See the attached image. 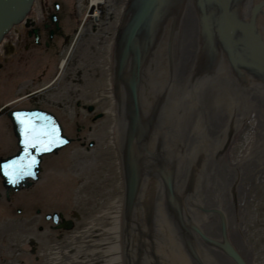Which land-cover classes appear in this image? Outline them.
<instances>
[{"label": "water", "instance_id": "95a60500", "mask_svg": "<svg viewBox=\"0 0 264 264\" xmlns=\"http://www.w3.org/2000/svg\"><path fill=\"white\" fill-rule=\"evenodd\" d=\"M24 0H0V34ZM130 152L121 264H241L229 240L230 146L264 86V0H129L114 45Z\"/></svg>", "mask_w": 264, "mask_h": 264}, {"label": "rangeland", "instance_id": "374dc122", "mask_svg": "<svg viewBox=\"0 0 264 264\" xmlns=\"http://www.w3.org/2000/svg\"><path fill=\"white\" fill-rule=\"evenodd\" d=\"M112 5L114 4L110 6ZM108 14L114 17V9ZM44 18L41 17L40 24L46 22L47 17ZM82 18H85L84 14H82ZM59 19H61V21L59 20L61 25L67 30L57 29L52 33L49 37L51 47L44 45L46 41L48 43V40L35 42L37 41V34H28L27 31L21 33L19 36L21 45L17 46L19 50L18 59L21 57L24 61L20 64L16 62V66L13 63L14 69L17 70L15 72L9 71V68H13L12 65L9 66V60L2 62L5 69V72L3 71L2 73H6L4 75V85L2 88L0 87L2 94L9 93V97H11L13 88H16V92L20 91L22 93L28 89L37 91L36 88L41 87L42 96L51 101L47 109L54 110L56 108L53 105V100L56 106L59 105L61 108L62 103H65L67 98V92L62 91L63 86L67 85V83H74L75 79L78 78L74 77L71 79L69 75L73 72L70 66L74 65L76 61H79V64L85 68L83 73L85 81L98 77L100 73L98 66L99 64L101 65L98 59H91L87 56L82 60L80 53H74L69 44L67 43L66 45L67 40L65 37L70 33L71 37L74 38L76 36L79 38L80 46L83 44L84 46H94V44L90 43L92 40L89 34L93 39L96 38V35L102 38H110L107 33L109 31L113 32L114 29L111 30L109 27V30H102L91 24L89 30L83 29L79 30L81 33H77V30H74L75 27L71 29V23L67 25L65 22L68 18L64 19L62 15ZM76 28L78 29V27ZM48 29H51V27L49 26ZM95 48L98 49L97 47ZM97 51L95 54H103V51ZM85 53H87L86 50L84 51ZM64 58L66 70L64 68L59 70L58 65ZM47 62L51 63L47 64ZM107 62H103V72L105 74V77L102 78L103 81L107 80L109 73L108 67L110 63ZM96 67L97 69L94 70ZM43 70L48 72L44 76H42ZM60 72L61 74H59ZM57 74L60 75L59 80L57 79ZM51 79H53V84H50ZM33 81H36L37 84L33 83ZM105 84V87L102 88L108 92V82ZM21 93L19 95H22ZM25 103L27 104L26 101L22 99L16 100L13 97L8 103L10 106H8L10 108H23ZM110 108L112 107L103 108L100 106L92 109L94 116L101 111L103 112V117L99 116L98 119H92L93 116L91 115L92 117L90 118V115L87 114L90 121L87 123L88 127H86L85 131L81 132H77L76 129V124L79 123V120L76 123H72L67 113L61 112L58 116L65 120L67 125L65 133L69 138H72V141L63 149L57 150L59 152L56 151L57 153L54 152L52 155L44 156L39 168V172H41L40 178L30 186L25 187V190L23 188V190L17 191L18 195L8 198V193L11 190L0 189V264H53V257L55 259L59 255V248L68 250V254L65 256L68 264H117L118 260L112 262L108 260H113L114 257H117L118 252L117 250L111 251L109 247L120 245L122 249L123 237L122 234L111 229L110 225L115 223V221L109 216L110 212L104 213L100 211V204L104 203L103 205H106L107 208H112L111 200L113 197L122 198L119 185L122 181L121 169L119 170L116 157L111 154L110 150L105 149V145L102 142L97 144L98 150H101L99 154H89L92 150H97L94 149L95 146H91L97 140V136L99 141L109 140L111 136L112 121L110 118L105 121V117L112 113ZM82 122H85L84 119ZM253 130L256 131L255 129ZM91 132L95 135L97 134L96 138L90 136ZM83 136L86 137L84 140L86 146L81 147L78 141L79 137ZM10 143L11 140L0 143V159L8 157L11 153ZM87 145L89 146L88 148ZM89 148L91 149L89 150ZM229 155L233 157V155H237V151H233ZM88 160L92 163L90 164ZM94 169H98L100 181L87 183L88 179L94 178ZM97 176H95V179ZM54 180L60 183L65 181L66 183L65 185L57 184L53 182ZM0 183H2V179ZM67 187L70 191L69 195L61 191ZM9 204L11 205L8 207L7 205ZM263 206L264 200L257 203L256 210L261 215L264 212ZM50 212L58 213L60 220L63 219L65 224L69 223V229L60 227V230L63 229L62 231L65 232V235L59 241L57 239V234L60 232L59 229L57 228L58 231L56 230L53 218L46 216ZM253 212L251 214L254 216ZM258 222L259 224L256 227H259L255 229V234H253V230V233L248 235V240L251 242L253 249L251 252L252 261L255 259L256 264H264V217L261 222ZM71 238L74 240L71 241ZM67 244L68 246L65 247ZM100 248L103 251L106 250L107 254H103ZM90 257L95 259L90 262Z\"/></svg>", "mask_w": 264, "mask_h": 264}, {"label": "bare ground", "instance_id": "6f19581e", "mask_svg": "<svg viewBox=\"0 0 264 264\" xmlns=\"http://www.w3.org/2000/svg\"><path fill=\"white\" fill-rule=\"evenodd\" d=\"M107 2L114 5L110 6L111 4L109 3L108 5H106ZM128 2L129 0H24L17 18L12 23H10L0 34V60H2L0 62V87L2 88L4 85V75H6V73H2L3 71L5 72L2 62H6L7 60H9V66L12 65L13 67V63L16 66V62L17 64H20L24 61V59H22L21 57L18 59L19 50L17 49V46L19 47L21 45V38L19 37L21 33L27 31L28 34H37V37L35 36L37 38V41L35 42L48 40V43L46 41L45 44H43L47 47H51V40L49 37L52 35V33H54V31L57 29H63L64 31L67 30L59 22V20L61 21V19L59 18L62 15L64 16V19L68 18L65 22L67 23V25L71 23V29L75 27L74 30H77V33H81V31L79 30H89L91 24L93 26H97L102 30H109V27L111 28V30L114 29L113 32L109 31L107 33L110 38H102L101 36L98 37V35H96V38L93 39V37L89 34V36L91 37L90 39L92 40L90 43L94 44V46H84V44L80 46L78 37L75 36L73 38L71 37L70 33L66 35V45L68 43L74 53H80L82 60H84L83 58L87 56L91 59L97 58L101 65L99 64L98 66V68L100 69V73L98 74V77H96L97 79H87L86 81L83 74L85 68H83V65L79 64V61H76L74 65L70 66L71 71L73 70L72 74H69L71 79L74 77L78 78L75 79L74 83H67V85L63 86L62 91L67 92V98L65 99V103H62V109L59 105H57L58 107L56 106L54 100L53 105L56 109H47L48 106H50L49 102L51 101H48L42 96L43 91L41 87L38 88L37 85V91L28 89L26 92L22 93L20 91L16 92V88H13L14 90H11V92L13 93L11 97H9V93L2 94V89H0V143L11 140L10 149H12V151H10L11 153L9 152L10 154L8 158H1L2 160L0 159V161L2 162L6 160L7 163L12 159H16L17 151L20 150V141H18V136L22 135V132L21 127H16V123L19 124L16 118L17 113H37L41 117H46L47 119H40L39 123L42 125L45 124L49 127H55L57 129L59 140L64 141L63 143H60L58 140L53 144V148L50 151H46V153H41L36 151L35 149H32L31 152L34 154V157L37 156L43 159L44 156L52 155V153L67 146V139L69 140V143L72 141V138H69L65 133V129L67 127L65 120L59 118L58 116L61 112H65V114L67 113L68 118L72 123H76L78 122L77 120H79V123L76 124V129L77 132H81L85 131L86 127H88L87 123L90 121V118L92 116V119H98L99 116L101 117L103 115V112L100 111V113H97L94 116L93 111H91L92 109L98 108L100 106L103 108L109 106L112 107L110 108L112 109V113H110L109 116L107 115L105 117V121L109 120V118L112 121L110 134L111 136L109 137V140L105 141H99L97 136V140H95V142H93V144L91 145L92 147L95 146L94 149L97 150H92L89 154H99L101 150H98L97 144H101L102 142L105 145V149L110 150L111 154L116 157L119 170L121 169L120 171L122 181L119 185L121 188L122 198L116 196L113 197V199L111 200L112 208H107L106 205H103L104 203H101L100 211L104 213L110 212L109 216L112 217V219L115 221V223L110 225L111 229L122 234V237L124 235L130 152L118 116L113 64L114 45L126 12ZM112 9H114V17H111L110 14H108V12H112ZM82 14H84L85 18H82ZM40 15L41 17H47L46 22L40 24ZM49 26L51 27V29H48ZM76 27H78V29ZM104 40L108 41L105 42ZM95 47H97L98 49H96ZM85 50L87 51V53L84 54ZM97 50L103 51V54H95L98 52ZM72 51L71 53H73ZM104 52L106 53L104 54ZM64 61L65 58L59 63V70L62 68L66 70ZM103 62L110 63L108 67L109 73L106 81H103L102 79L103 77H105V74L103 72ZM48 63L51 62H47V64ZM96 69L97 67L94 70ZM9 71L15 72L17 70L13 67L9 68ZM47 73V71L43 70L42 76L46 75ZM59 74H61V72ZM59 77L60 75H58L57 77L58 80ZM107 82V86L109 87L108 92L104 91V89L102 88L105 87L104 85H106L105 83ZM33 83H36V81H33ZM50 84H53V79L50 80ZM19 93H21L22 95H19ZM7 96L8 98H6ZM13 97L16 100L22 99L23 101H26L27 104L25 103V107L23 108H10V105L8 103ZM87 114L90 115V118L87 117ZM83 119L85 122H82ZM253 129H255L256 131H254ZM96 135L93 132H91L90 134V136H93L94 138H96ZM85 138V136L81 138L79 137L78 142L79 144H81V147L86 146L84 141ZM95 143L96 145H94ZM88 147L89 146L87 145V148ZM90 149L91 148H89V150ZM85 150L87 151V149ZM14 151L16 152L14 153ZM233 151H237V155H233V157L229 155V240L241 264H256L255 259L253 261L251 259V252L253 249L251 246V242L248 240V235L252 234L253 230V234H255V229L259 227H256L257 224H259L258 221L261 222V219L264 217V212L261 215V213L257 212L256 210L257 203H259L261 200H264V86L253 85L244 87L240 103L237 128L230 146V153H232ZM88 161L90 164L92 163L90 160ZM0 170L3 174H5L4 170L2 169V165H0ZM97 170H93L94 178L88 179L87 183L100 181ZM1 171L0 180L2 178L4 179H2V183H0V189L5 191L11 190L8 193V198H12L15 195H18L17 191H21L23 190V188L25 190V187L30 186L33 182L40 178L41 173L39 172L40 169L37 168L36 171H34L30 176L22 175L16 177V182L13 183L6 181ZM95 176H97L96 179ZM4 181L6 184L4 183ZM53 182L62 185H65L66 183L65 181L60 183L55 180ZM61 191L68 195L70 192L68 190V187L65 190L63 188V190ZM10 205L11 204L7 206L9 207ZM252 212L254 213V216L251 214ZM46 216H48V218H53V223L55 224L53 225L55 226L56 230L58 228L60 231L57 234V239L58 241L61 240L65 235V232L62 231L63 229H60H69V223L65 224L63 219L60 220V215L58 213L50 212L46 214ZM70 223L72 222L70 221ZM73 240L74 239L71 238V241ZM56 245L59 246L60 244ZM66 246H68V244L65 245V247ZM119 246L120 245H112L111 247H109L111 251H118L117 257H114L113 260L108 259L111 262L118 260L117 264H121L122 262V249L121 246ZM109 249L108 251H110ZM101 251H103V249H101ZM67 252L68 250H62V248H59V255H57L55 259L53 257V264H68L65 260V256L68 254ZM104 253L107 254V251H103V254ZM94 259L95 258L90 257V262Z\"/></svg>", "mask_w": 264, "mask_h": 264}, {"label": "snow or ice", "instance_id": "6c2138e0", "mask_svg": "<svg viewBox=\"0 0 264 264\" xmlns=\"http://www.w3.org/2000/svg\"><path fill=\"white\" fill-rule=\"evenodd\" d=\"M16 118L21 125V132L24 137L25 155L12 159L2 165V169L10 179L15 183L16 177L22 175H31L33 165L37 163L36 158L32 156L29 149H35L38 152H46L51 150V146L59 140L57 129L48 127L39 123L41 117L37 113H17ZM60 143L64 141L59 140Z\"/></svg>", "mask_w": 264, "mask_h": 264}]
</instances>
